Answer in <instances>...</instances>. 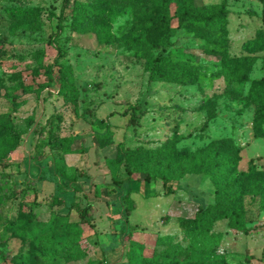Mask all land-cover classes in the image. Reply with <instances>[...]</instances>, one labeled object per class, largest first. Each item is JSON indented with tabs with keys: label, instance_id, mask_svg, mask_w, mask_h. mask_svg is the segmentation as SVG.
Wrapping results in <instances>:
<instances>
[{
	"label": "rangeland",
	"instance_id": "rangeland-1",
	"mask_svg": "<svg viewBox=\"0 0 264 264\" xmlns=\"http://www.w3.org/2000/svg\"><path fill=\"white\" fill-rule=\"evenodd\" d=\"M222 1L192 3L206 13ZM61 3L0 0V264H191L200 256L181 252L187 242L178 220L211 204L214 184L184 174L186 166L208 153L217 164L233 160L236 173L251 164L264 171V135L254 134L248 93L251 81L264 79V3L227 0L221 37L179 18L188 0H166L173 19L160 35L164 48L154 51L141 48L139 35L158 0H70L53 37ZM160 55L191 65L195 83L149 82L145 68ZM176 136L185 138L175 153L162 150ZM136 165L157 174L149 187L136 173L129 179ZM162 172L182 176L172 195H162ZM112 176L131 190L132 205L117 198ZM254 181L241 179L236 191L253 229L241 234L217 223L222 237L209 263L264 264V195H251ZM72 203L90 206L91 224H78L82 260L42 255L19 238L35 216L38 237L54 215L79 222Z\"/></svg>",
	"mask_w": 264,
	"mask_h": 264
},
{
	"label": "trees",
	"instance_id": "trees-1",
	"mask_svg": "<svg viewBox=\"0 0 264 264\" xmlns=\"http://www.w3.org/2000/svg\"><path fill=\"white\" fill-rule=\"evenodd\" d=\"M226 1L227 0H223L221 4L213 7L209 12L200 13L194 10L192 0H188L187 6L179 18L186 19L195 25L206 28L209 33L223 37L225 35L226 26ZM259 1L264 3V0ZM69 7L70 0H62L60 14L57 17V31L53 37L62 31L65 11L69 9ZM158 7L159 11L157 14L147 16L144 19L145 27L140 31L139 35L141 48L150 51L164 48L165 45H163L160 40V35L170 28L173 19L168 12L166 0H158ZM214 44L219 47H226L224 42L219 40H215ZM62 55L63 54L58 51V56ZM145 71L148 73L149 82L161 81L192 85L196 81V71L191 65L178 61L173 62L170 57L165 55L150 58V63L146 66ZM248 93L250 99L256 105L255 121L253 124L254 134L264 135V79L251 81ZM138 117L139 116L135 113V108L131 109L130 125H137ZM213 117V115L207 117L200 131L206 128L208 121ZM185 137H189V135ZM185 137L176 136L175 141H166L159 145L166 153L174 154L176 151V143ZM218 144V142H213L208 151L214 150ZM130 152L132 153L131 150ZM109 162H111V160ZM233 167L234 162L230 158H225L220 164H217L212 161L208 153L205 156L204 162L198 165L191 163L186 166L184 174H205L212 179L214 184V198L212 203L205 206L199 205L192 218H180L178 220V227L180 228L182 237L187 242V245L181 248V252L200 256V258L193 260L191 264H212L209 263L207 259L215 255V248L221 242L222 237L221 232H217L214 229L217 223L224 222L227 229L241 234H247L253 229L249 226V224L252 223L251 218L248 217L246 210L238 202V200L240 201L241 195L239 193L238 198V194L236 193L237 185L240 183L241 179L253 177L255 181L250 186L251 195L263 196L264 183H262V181L264 180V171L257 170L255 166L251 164L246 172L236 173L233 171ZM134 173L139 177V179H135L136 183L140 182L143 187H149L153 178L157 176L156 173L151 172L141 165H136L134 171L129 173L130 180L134 179ZM158 177L161 180L162 195L169 196L175 192L173 182L179 181L182 176L178 175L174 177L167 172H162ZM259 177L263 178L262 181ZM111 179L113 181L112 183L116 185L114 191H116L117 198H119L121 202H127L128 194L131 190L128 191L120 188L121 186L118 184L115 176H112ZM65 187H67V189L72 188L73 191H80L81 189L71 182L65 183ZM55 197L56 199L59 198L57 196ZM127 204L132 205L129 201ZM71 205L72 206H69V208L74 206V209L78 213L79 222H68L65 216L60 214L54 215L48 224L46 234L42 237H38L36 234H32L31 229L33 228H30L31 225L39 222H35V216L32 217V223L25 222V231L19 238L22 239L24 244L32 241V244L34 246L36 245L37 251L42 255L49 254L54 258L55 256H60L67 261L82 260L85 257V252L81 250L78 244L81 237V230L78 224L86 222L91 224V220H86L90 206L86 205L80 207L77 203H72ZM128 209L126 213H128ZM245 261L247 262L248 258H246ZM94 263L97 264L98 262ZM222 263L224 264V262ZM98 264H105V262ZM130 264H133V262Z\"/></svg>",
	"mask_w": 264,
	"mask_h": 264
}]
</instances>
